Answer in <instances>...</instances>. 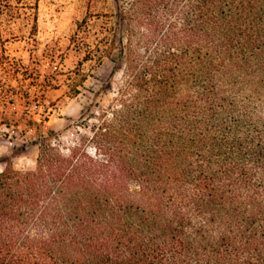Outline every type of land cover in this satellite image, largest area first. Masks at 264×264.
Masks as SVG:
<instances>
[{
	"label": "trees",
	"instance_id": "1",
	"mask_svg": "<svg viewBox=\"0 0 264 264\" xmlns=\"http://www.w3.org/2000/svg\"><path fill=\"white\" fill-rule=\"evenodd\" d=\"M37 19L0 0V34ZM70 42L119 83L88 135L0 171V264H264V0H86ZM35 83L2 47L0 115Z\"/></svg>",
	"mask_w": 264,
	"mask_h": 264
},
{
	"label": "rangeland",
	"instance_id": "2",
	"mask_svg": "<svg viewBox=\"0 0 264 264\" xmlns=\"http://www.w3.org/2000/svg\"><path fill=\"white\" fill-rule=\"evenodd\" d=\"M85 10L86 0H38L36 43L28 38L27 27L2 24L0 49L34 68L37 83L24 85L22 90L28 97H14L0 115V171L7 166L32 168L39 132H50L63 149L72 146L79 137L89 134L91 124L96 122L93 114L115 95L120 72L113 62L104 59L92 67L89 62L80 65L83 52L70 42L75 22ZM75 68L86 75L76 79L73 87L77 92H72L66 75ZM45 77L54 78L53 87L42 85Z\"/></svg>",
	"mask_w": 264,
	"mask_h": 264
}]
</instances>
